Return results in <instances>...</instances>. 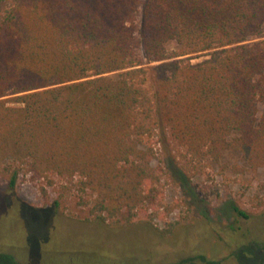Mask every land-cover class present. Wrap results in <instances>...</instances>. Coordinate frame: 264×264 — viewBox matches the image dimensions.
I'll list each match as a JSON object with an SVG mask.
<instances>
[{
  "label": "trees",
  "instance_id": "16d2710c",
  "mask_svg": "<svg viewBox=\"0 0 264 264\" xmlns=\"http://www.w3.org/2000/svg\"><path fill=\"white\" fill-rule=\"evenodd\" d=\"M263 101L264 0H0V178L75 181L85 222L159 229V130L186 181L227 151L264 171Z\"/></svg>",
  "mask_w": 264,
  "mask_h": 264
},
{
  "label": "rangeland",
  "instance_id": "374dc122",
  "mask_svg": "<svg viewBox=\"0 0 264 264\" xmlns=\"http://www.w3.org/2000/svg\"><path fill=\"white\" fill-rule=\"evenodd\" d=\"M168 47L179 50L175 42ZM259 108L261 115L264 101ZM154 140L153 166L169 168L176 180H162L173 211L155 221L159 229L85 222L75 181L50 187L17 165L14 186L11 176L0 178V253L27 264H264V171L249 170L238 152L227 151L220 163H198L186 181L180 177L186 150L163 130Z\"/></svg>",
  "mask_w": 264,
  "mask_h": 264
}]
</instances>
